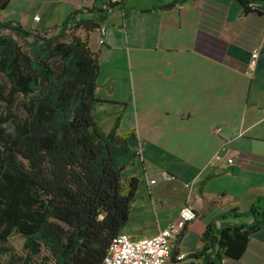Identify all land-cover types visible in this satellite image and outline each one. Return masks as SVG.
I'll use <instances>...</instances> for the list:
<instances>
[{"label": "crops", "instance_id": "obj_1", "mask_svg": "<svg viewBox=\"0 0 264 264\" xmlns=\"http://www.w3.org/2000/svg\"><path fill=\"white\" fill-rule=\"evenodd\" d=\"M174 1L10 0L1 20L19 23L25 30L47 31L74 12L118 4L102 25L105 44H99V30L90 35L100 73L102 57L113 48H127L125 67L132 70L136 68L133 48H143L137 54L153 53L151 82L171 92L167 97L152 94L147 102L109 99L102 89L97 93L102 99L127 104L118 109L124 110L122 124L128 111L137 112L140 157L122 176L123 180L135 177L139 183L122 233L134 240L154 236L176 220L188 203L198 218L173 242L166 264H205L198 254L205 246L206 228L219 226L224 222L219 218L232 209L247 211L264 195V12L244 14L236 0H186L173 9L161 8ZM255 49L259 59L249 73ZM124 57L119 60L124 62ZM190 94L205 107L209 139L187 155L174 154L169 151L173 144L188 143L197 132L193 112L182 105ZM161 115L171 121L166 129L141 120ZM132 127L134 121L127 129ZM216 127L223 128L222 134L215 133ZM220 151L235 163L210 168V160ZM163 173L174 180L166 181ZM219 264H264V230L253 235L240 259L225 258Z\"/></svg>", "mask_w": 264, "mask_h": 264}, {"label": "trees", "instance_id": "obj_2", "mask_svg": "<svg viewBox=\"0 0 264 264\" xmlns=\"http://www.w3.org/2000/svg\"><path fill=\"white\" fill-rule=\"evenodd\" d=\"M9 1L0 0V241L24 238L21 264H104L139 183L122 176L140 157L137 129L123 128L118 109L127 104L97 95L100 65L89 40L118 4L94 5L51 30L32 31L1 20ZM236 1L244 14L264 12V0ZM85 13L91 18L80 17ZM219 220L202 236L205 264L242 257L264 230V195ZM8 252L0 246V264Z\"/></svg>", "mask_w": 264, "mask_h": 264}, {"label": "rangeland", "instance_id": "obj_3", "mask_svg": "<svg viewBox=\"0 0 264 264\" xmlns=\"http://www.w3.org/2000/svg\"><path fill=\"white\" fill-rule=\"evenodd\" d=\"M105 28V27H104ZM106 29V28H105ZM132 31V30H131ZM4 34L7 32H3ZM99 44H105V36H101L99 31ZM18 40V39H17ZM20 41V40H19ZM132 41L134 42V36ZM22 43V42H21ZM113 48L110 52L104 54L103 59V68L101 69L100 77L101 80V88L99 87L98 80V89H102L103 96H107L109 99H117V100H127V101H135L138 98L141 101L147 102V98L150 95H159V96H170L171 92L167 90H163L151 82V78L149 75H152V69L149 67L150 58L153 56V53H139L143 48H133V64L135 65V69H128L127 67V48L118 49ZM134 53L137 54L134 55ZM123 60H119L122 56H124ZM116 59L118 62L116 64ZM126 60V62H125ZM126 65V67H125ZM144 68H142L143 66ZM101 66V65H100ZM109 80V81H108ZM99 96V95H98ZM101 98V97H100ZM1 106H4V102H0ZM184 108H189L194 114V121L192 122V126L197 130L196 134L192 136V140L188 143H177L173 144L170 152L179 155H187L190 152H193L197 149H200L204 145H202L206 140L209 139V132L205 128V107L200 104L195 97H192L191 94L185 96L183 100ZM101 110H105L109 113L113 111V107L111 105H103L100 107ZM137 112L134 113L132 111H128L123 118L124 129H127L128 125L134 121V126L137 129L138 118ZM112 116L108 115L103 121L102 124L109 128L112 123ZM143 122L149 124L154 123L155 125L166 129L170 126V119L161 116H150V118H141ZM138 130V129H137ZM173 150V151H172ZM0 246L8 248L9 252L1 257V264H21L19 261L20 258L25 257L26 250L24 247V238L20 235L12 236L8 242L2 243L0 241Z\"/></svg>", "mask_w": 264, "mask_h": 264}, {"label": "built area", "instance_id": "obj_4", "mask_svg": "<svg viewBox=\"0 0 264 264\" xmlns=\"http://www.w3.org/2000/svg\"><path fill=\"white\" fill-rule=\"evenodd\" d=\"M39 21L40 18H34ZM101 36H104L106 29H99ZM259 59V51L253 50L250 61L248 63V72L252 73L257 67ZM264 110V104H263ZM223 132L222 127H216L215 133L220 135ZM243 134H239L242 136ZM235 160L222 151L216 153L210 160L208 166L210 168L217 164H226L232 166ZM166 181H173L174 177L167 173H163ZM156 181H151L155 184ZM198 218L196 210L192 205L186 203L180 210L176 220L171 222L165 229L161 230L154 236L145 237L138 240L132 239L125 233H120L111 242L107 254L104 258V264H166L171 258L172 244L174 241L182 237L188 226ZM184 258V256H182Z\"/></svg>", "mask_w": 264, "mask_h": 264}]
</instances>
